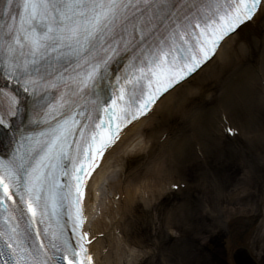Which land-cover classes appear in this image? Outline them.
Here are the masks:
<instances>
[{"label":"snow or ice","instance_id":"6c2138e0","mask_svg":"<svg viewBox=\"0 0 264 264\" xmlns=\"http://www.w3.org/2000/svg\"><path fill=\"white\" fill-rule=\"evenodd\" d=\"M258 21L264 0H0V264H94L105 152Z\"/></svg>","mask_w":264,"mask_h":264},{"label":"bare ground","instance_id":"6f19581e","mask_svg":"<svg viewBox=\"0 0 264 264\" xmlns=\"http://www.w3.org/2000/svg\"><path fill=\"white\" fill-rule=\"evenodd\" d=\"M245 32L249 34L243 38ZM214 92H218L217 106L206 108L204 102L199 101V109H191L195 108V105L190 106L195 99L209 98ZM157 122L167 125L155 128ZM211 131L215 135H211ZM233 137L252 143L255 169L244 168L239 184L231 190L236 193L235 197L226 196L228 204L238 206L222 207L223 217L210 213L220 231L219 235L210 236L205 246L211 249L212 241L216 239L218 243H224L227 254L235 252L234 260L243 257L249 261L247 264H262L264 21L244 28L240 35L233 34L225 39L195 79L190 78L167 93L106 155L102 169L91 183L87 199L88 213L92 217L89 230L97 238L91 245L95 264H144L147 255L150 258L165 253L168 259L172 258H169L171 254L177 256L176 249L164 251L163 246L180 232L175 228L178 219L185 212L191 217L192 207L187 201L165 207L161 200L166 196L187 194L179 192L176 176H180V172L196 158L205 160L207 154L218 157L215 147ZM203 178L205 189L208 181ZM220 189L221 194L225 189L221 182ZM165 208L168 210L163 212ZM206 212H210L208 207H204L203 213ZM144 221L145 230L150 228L140 234L138 229ZM186 232L184 238L188 240ZM209 232L212 234V229ZM146 236L151 239V244L144 242Z\"/></svg>","mask_w":264,"mask_h":264},{"label":"rangeland","instance_id":"374dc122","mask_svg":"<svg viewBox=\"0 0 264 264\" xmlns=\"http://www.w3.org/2000/svg\"><path fill=\"white\" fill-rule=\"evenodd\" d=\"M246 34H249V32L242 33V37L244 38ZM244 62H247V58ZM242 64L244 63L242 62ZM217 96L218 92H214L209 98L206 97V99L199 100L195 99V102L190 105H195V108L191 109L193 111L199 109V101L202 103L204 102V106H206V108H214L218 104ZM171 121L170 122L173 124V120ZM215 124L216 123H214V125ZM166 125V123L162 125V123L157 122L154 127L161 129ZM170 127L173 128V125ZM212 132L213 131H211V135H215ZM227 139L229 142L218 144L215 147L217 148V151L214 152H216L218 157H216L215 154L210 156L207 154L205 160L202 157L199 159L196 158L194 163H187L188 165L186 166V169L180 172V176H176L178 177L176 180L180 186L179 192H187V194L179 195V197L166 196L161 200L164 202L163 204L165 207H170L171 205L176 206V204H181L185 201L189 202L192 207L191 217L186 215V212L184 213V216H181L180 218L178 217L179 219L175 228L180 232L177 233L176 237L174 235L173 237L171 236L169 241L165 243V246H163L164 251H170L171 248L176 249L177 256L171 254L172 256L169 255V258H172L168 259L165 253L163 254L164 256L160 255L158 257L150 258L147 255L146 259H144V264H247V262H249L247 259H243V257L237 258L238 260H234L235 252L233 251V254H227L228 252L225 250L224 243L221 241L218 243L216 239L212 241L211 249L205 246V243L210 240L209 237H212L213 234L219 235L220 231L219 225L215 224V222L210 218V213L215 217H220L219 214H224V210L221 209L222 207L238 206L231 205L230 203L228 204L226 196L235 197L236 193L234 194L231 190L239 184L242 172L245 171L244 168L252 170L253 167L255 169L252 157L254 153L252 143L246 142L247 140L239 141L236 137H233V139ZM150 145L151 144H149V146ZM160 145L161 143L159 146ZM237 150L240 151V154L237 153ZM242 153H244V155ZM203 177L207 178L205 180L208 181L205 189ZM218 181L225 186L224 192L221 191V194L220 182ZM215 184L216 187L214 186ZM251 189L253 188L251 187ZM204 207H208L210 212L203 213ZM220 209L222 210L221 213ZM165 210L168 209L165 208L163 212ZM223 214L222 217L224 216ZM146 226V221H144L142 226L138 229V231L141 232L140 234H145L149 231L150 227H147V230H145ZM210 229L213 231L212 234L209 232ZM185 231H187L186 233L189 236L188 240L184 238ZM144 240L145 243L151 244V239H149L148 236H146ZM239 259H241V263ZM262 264H264V262Z\"/></svg>","mask_w":264,"mask_h":264}]
</instances>
